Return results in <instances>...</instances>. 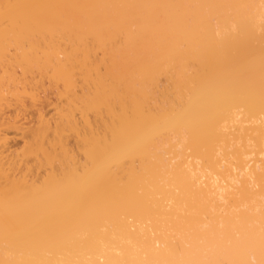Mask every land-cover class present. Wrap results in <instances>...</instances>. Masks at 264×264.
Wrapping results in <instances>:
<instances>
[{
	"label": "bare ground",
	"instance_id": "bare-ground-1",
	"mask_svg": "<svg viewBox=\"0 0 264 264\" xmlns=\"http://www.w3.org/2000/svg\"><path fill=\"white\" fill-rule=\"evenodd\" d=\"M262 26L264 0H0V264H264Z\"/></svg>",
	"mask_w": 264,
	"mask_h": 264
},
{
	"label": "rangeland",
	"instance_id": "rangeland-1",
	"mask_svg": "<svg viewBox=\"0 0 264 264\" xmlns=\"http://www.w3.org/2000/svg\"><path fill=\"white\" fill-rule=\"evenodd\" d=\"M240 28H241V27H240ZM258 28H260V27H258ZM263 28H264V26H262L261 30H259V29L257 30V29L255 28L256 31H259V32H256V31H255V32H256L255 35H258V36L260 35V36H259V39H258V36H257V38L254 37V36L252 37V38H254V39H255V38L258 39V40H255L256 42H254V39H253V41H252L253 43H249V46H248V43H247V42H251L252 39L250 38V41H247V42H246V38H247L246 36H245V37H246V38H245V41H244V42L241 41V44H240L239 46L242 45V47H244V48L246 47V48H248V49H250V50H248V49L246 50V49H244V48H242V47H241V48H242V49H241V48L239 47V48H240V51L243 52V50H246V51H248V52H251V53H248V52L245 51L246 53H248L247 55H246L245 52H243V53L245 54V57L248 56V55H250V54H251V57H252L253 55H257V53H260V52L257 50L256 45H257L258 48H260L261 46H259L258 44H262V43H264V38L262 37L263 34H264V33H263V31H264ZM245 29H246V28H245ZM245 29H244V30H245ZM238 30H239V29H238ZM238 30H237V33H238ZM240 30H242V29H240ZM251 30H252V29H251ZM246 31H248V30H246ZM249 31H250V30H249ZM249 31H248V32H249ZM253 31H254V30H253ZM250 32H251V31H250ZM244 33H245V32H244ZM258 33H259V34H258ZM246 34H247V33H246ZM250 35H251V34H249V37H250ZM252 35H253V34H252ZM261 35H262V36H261ZM260 37L262 38L261 40H260ZM247 40H249V39L247 38ZM260 41H261L262 43H260ZM245 42L247 43L246 46L243 44V43H245ZM239 43H240V42H239ZM256 43H258V44H256ZM250 44H252V45H250ZM243 45H244V46H243ZM263 45H264V44H263ZM263 45H262V46H263ZM252 46H253V47H252ZM251 47H252L253 49H252ZM263 48H264V47H261V48H260V51H261ZM251 50H254V52H252ZM257 51H258V52H257ZM255 52H257V53H255ZM262 52H264V50H263ZM262 52H261V53H262ZM257 56H259V55H257ZM257 56H255L254 58H256ZM261 57H262V55H261ZM243 58H244V57H243ZM262 58H264V56H263ZM258 59H259V57H258ZM241 60H242V59H241ZM241 60H240L238 63H240ZM245 60H247V59H243L242 62L244 63ZM259 60H260V59H259ZM259 60H258V61H259ZM247 61H248V60H247ZM258 61H257V63H258ZM263 61H264V60H263ZM242 62H241V63H242ZM261 62H262V61H261ZM247 63H249V62H247ZM259 64H261V63H259ZM248 65H249V64H248ZM259 66H260V65H259ZM241 67H242V66H241ZM241 67H240V68H241ZM243 69H244V68H243ZM258 69H259V68H258ZM240 70H241V69H240ZM246 70H247V67H246ZM261 70H262V69H261ZM263 70H264V69H263ZM243 71H244V70H243ZM248 71H249V70H248ZM251 71H254L255 73H258V72H256L255 70H251ZM259 71H260V70H259ZM240 72H241V71H240ZM260 72H261V71H260ZM262 72H264V71H262ZM241 74L243 75L244 72L241 73ZM242 75H241V76H242ZM249 75H251V74H249ZM252 75H253V74H252ZM252 87H253V86H252ZM244 89H246V88H244ZM249 89H250V88H249ZM246 90H247V89H246ZM242 92H243V91H242ZM250 92H251V91H250ZM252 92H254V90H253ZM245 93H246V92H245ZM254 93H255V92H254ZM259 93H260V96H262V98H263V92H259ZM250 94H251V93H250ZM257 94H258V93H257ZM240 95H241V94H240ZM245 95H247V94H245ZM252 95H253V94H252ZM254 95H255V96H254V98H255V97H256V93H255ZM249 97L251 98V97H253V96H249ZM242 98H243V97H242ZM244 98H245V100L249 99V98L246 99V97H244ZM259 98H260V97H259ZM262 98H261V100H260L261 102L264 101V100H262ZM240 99H241V98H240ZM240 99H239V100H240ZM256 99H257V98H256ZM243 100H244V99H243ZM250 100H251V99H250ZM257 100H258V99H257ZM260 101H258V102L260 103ZM243 102H244V101H243ZM243 102H242V103H243ZM254 103L256 104L257 102H254ZM254 103H253V104H254ZM246 104H247V103H246ZM250 104H251V101H250ZM253 104H252V105H253ZM255 104H254V105H255ZM256 105H257V104H256ZM261 105L264 106V104L261 103V104L258 105V107H259V106H260V107H263V106H261ZM238 106H239V105H238ZM241 106H242V105H241ZM244 106L247 107L246 105H244ZM249 107H251V105H250ZM249 107H247V108H249ZM254 107H256V106H254ZM239 108H240V107H239ZM239 108H238V109H239ZM243 108H244V107H243ZM247 108H246V109H247ZM254 109L256 110L257 107H256V108H251V110H249L248 113L251 112V114H252V112H253L252 110H254ZM259 109L262 110V108H259ZM237 111H238V110H237ZM240 111H243V110H241V108H240ZM245 111H246V110H245ZM243 113H244V112H243ZM240 114H241V113H240ZM246 115H247V114H246ZM249 115H250V114H249ZM249 115H248V116H249ZM243 116H244V115H243ZM248 116H247V117H248ZM247 117H246V118H247ZM239 119H240V118H239ZM250 119L252 120V118H250ZM239 121H240V120H239ZM243 121H244V120H243ZM248 122H250V121L248 120L247 123H248ZM252 122H253V121H252ZM252 122H251V123H252ZM244 123H246V122H244ZM241 124L243 125V123H241ZM246 125H247V124H246ZM248 126H249V125H248ZM253 126H254V125H253ZM247 130H248V129H247ZM250 131H251V130H250ZM247 133H248V132H247ZM250 133H251V132H250ZM247 135H248V134H247ZM249 135H250V134H249ZM250 136H251V135H250ZM250 136H248V137H250ZM246 137H247V136H246ZM246 137L243 138V139H246ZM249 139H250V138H249ZM252 139H253V138H252ZM252 139H251V141H252ZM246 140H248V139H246ZM246 140H245V141H246ZM249 141H250V140H249ZM242 142H243V141H242ZM247 143H248V141H247ZM247 143L245 142V144H247ZM249 144H250V143H249ZM254 144H255V142L253 143V145H254ZM250 145H251V144H250ZM246 146H247V145H246ZM254 146H255V145H254ZM254 146H252V147L249 146V147H250L249 149L252 150V148H253ZM253 149H254V148H253ZM246 150H247V149H246ZM255 150H256V149H255ZM256 151H257V150H256ZM252 153H253V152H252ZM252 153H251V155H252ZM254 155H255V154H254ZM252 156H253V155H252ZM255 156H256V157L258 156L257 152H256V155H255ZM258 157H260V156H258ZM258 157H257V158H258ZM229 158H231V157H228V159H229ZM254 158H255V157H254ZM254 158H253V159H254ZM261 158H264V156H262ZM226 160H227V157H226ZM255 160H256V159H255ZM255 160H254V161H255ZM259 160H260V159H259ZM263 160H264V159H263ZM200 161H201V160H200ZM200 161H199V162H200ZM261 161H262V159H261ZM227 162H229V161H227ZM230 162H233V161H230ZM263 162H264V161H263ZM255 163H256V162H255ZM261 164H263V163H261ZM261 164H260V165H261ZM207 168H208V167H207ZM206 170H207V169H206ZM207 171H209V169H208ZM210 171H211V170H210ZM211 172H212V171H211ZM208 173H209V172H208ZM236 173H237V171H236ZM236 173H235V174H236ZM209 174L212 176L211 173H209ZM218 179H220V177H219ZM219 181H220V180H219Z\"/></svg>",
	"mask_w": 264,
	"mask_h": 264
}]
</instances>
